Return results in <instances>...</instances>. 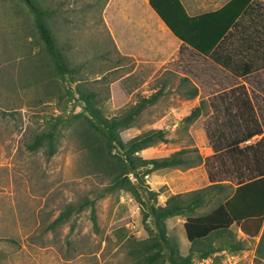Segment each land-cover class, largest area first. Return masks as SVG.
Here are the masks:
<instances>
[{
	"label": "rangeland",
	"instance_id": "374dc122",
	"mask_svg": "<svg viewBox=\"0 0 264 264\" xmlns=\"http://www.w3.org/2000/svg\"><path fill=\"white\" fill-rule=\"evenodd\" d=\"M45 1L61 2L68 9V24L60 32L57 27L56 34L71 64L83 63L81 74L88 88L99 92L106 115L149 95L157 82L167 78L161 96L122 131L123 139L149 128H165L168 140L145 148L142 156H164L180 147H192V154L203 156L211 152L205 131L210 110L184 124L183 117L199 103V96H185L191 83L181 86L180 81L187 71L180 59L175 61L176 46L143 0ZM7 2L0 0V264H129L116 230L124 227L137 238L147 233L138 203L128 191L121 189L95 201L96 226L90 207L51 226L68 203L93 196L108 178L90 169L80 142L68 131L50 157L43 147L28 148L46 114L60 113V106L70 114V109L78 112L82 106L73 101L67 107L55 99L38 101L36 87L27 84L32 81L29 62L12 43L15 21L6 16ZM211 91L212 84L201 85L200 97ZM206 172L200 163L187 169H157L144 179L159 190L163 203L168 194L207 185ZM182 223V216L168 219L169 232L186 253L189 241ZM257 241L258 237H248L241 251L224 250L217 257L196 258L194 264H264L255 261Z\"/></svg>",
	"mask_w": 264,
	"mask_h": 264
},
{
	"label": "trees",
	"instance_id": "16d2710c",
	"mask_svg": "<svg viewBox=\"0 0 264 264\" xmlns=\"http://www.w3.org/2000/svg\"><path fill=\"white\" fill-rule=\"evenodd\" d=\"M105 0H103L104 2ZM172 33L181 40V47H190L205 59L230 69L240 76L264 66L255 64L261 55L254 51L264 45V10L258 0H229L214 11L190 15L180 0H148ZM68 9L61 2L45 0H8L7 18L14 22L12 43L29 62L30 85L36 87L38 101L55 99L79 103L78 112L68 113L60 106V113H49L28 148H44L47 157L53 155L65 131L74 135L84 150L87 165L94 172L108 178V183L85 195L78 202H70L55 217L51 226L68 219L73 212L90 207L91 219L97 224L95 201L121 189L128 191L139 206L142 225L147 236L137 238L124 227L116 230L118 240L125 247L129 264H194L196 258L217 257L228 250L245 248L242 238L232 228L236 225L250 237L259 235L255 261L264 262V130L255 116L253 104L243 86L235 99L223 103L228 112H209L206 135L212 153L192 154V147H180L169 154L146 158L141 151L166 142L165 128H149L128 139L122 131L132 127L141 112L161 96L164 82L149 95L140 96L119 113L106 115L100 107L99 92L88 88L81 74L83 63L71 64L66 46L60 42L56 28L67 25ZM248 66L234 68L243 58ZM83 72V71H82ZM188 78L184 76L181 81ZM188 98L197 95L193 86L185 92ZM201 99L183 117L185 125L192 123L209 106L216 104ZM229 108H234L231 112ZM212 120V121H210ZM254 142H241L261 134ZM203 163L209 184L188 191L167 195L159 201V190L152 189L144 176L161 168L187 169ZM137 180L138 184L134 182ZM183 217V229L189 247L182 253L176 236L169 232L168 218Z\"/></svg>",
	"mask_w": 264,
	"mask_h": 264
},
{
	"label": "crops",
	"instance_id": "0c3cea01",
	"mask_svg": "<svg viewBox=\"0 0 264 264\" xmlns=\"http://www.w3.org/2000/svg\"><path fill=\"white\" fill-rule=\"evenodd\" d=\"M180 1L183 4L188 14L195 15V14H199L202 12L217 10L221 8L229 0H191V1L184 0L186 5L184 4L182 0ZM258 1L264 7V0H258ZM143 2L154 13L157 20L161 23V27L165 29L166 31H168L170 38H171L172 45L176 46L177 58L175 59V61L180 59V61H182L183 69L187 71L186 74L182 75L181 79L184 76L188 78V80L185 82L180 81V85L185 86V83H188L190 81L191 85L188 88H186V90L189 88H192L193 86H196L197 95L195 97L199 96V102L201 99H205L207 100V102H210L211 101L210 97H212V104H216L217 108L216 109L213 108V105H212V108L209 106L210 112L219 111V112H224V113L228 111L223 109V103H228L232 99H235L236 93H238V91H241V90H238V88L240 86H243L244 90L246 91L250 99V102L253 104L255 116L259 120H261L262 129L264 130V66H260L258 67V69H254L252 72L246 74L245 76H240L232 72L230 69L220 65L219 63H216L213 59L211 60V59L203 58L198 53L192 51L190 47L184 46L182 48L181 40L172 33V31L164 23V21L160 18V16L156 13V11L150 6L148 0H143ZM187 7L189 8L190 11H188ZM173 37H175L178 41L176 42ZM254 53L261 55L260 59H257V57L254 58L255 64H258L259 66L260 64L264 63V45L261 46V48H259L258 50L254 51ZM239 56L242 57L241 55ZM248 63H250L249 60L246 58H243L242 61H239L238 64L234 65V68H239V69L245 68L248 66ZM205 76L206 77L208 76V77L206 78ZM203 78H205V80L201 81L200 84H197L195 82V80H201ZM162 81L164 82V85L166 86L167 78H164L161 80L160 83L157 82L156 86H154L153 89L155 90L157 86H160ZM211 84H212V91L209 92L207 95L200 97L201 95L200 86L201 85L209 86ZM195 97H192V98H195ZM229 109L231 112L234 111V108L232 109L229 108ZM262 134L263 133L254 135L250 139L241 142V145L254 142L258 138H260ZM211 153H212V148L209 154ZM161 169L162 171H166L167 169H171V168H161ZM172 169H177V168H172ZM206 175H207V172H206ZM207 179H208V176H207ZM209 183L210 181L208 180L207 184ZM232 228L235 229L242 238H245V239L248 237L249 238H254V237L259 238V235H256L254 237L248 236L243 231H241L240 228L236 225H233ZM263 228H264V220H263L260 232L262 231Z\"/></svg>",
	"mask_w": 264,
	"mask_h": 264
},
{
	"label": "water",
	"instance_id": "95a60500",
	"mask_svg": "<svg viewBox=\"0 0 264 264\" xmlns=\"http://www.w3.org/2000/svg\"><path fill=\"white\" fill-rule=\"evenodd\" d=\"M134 182H135L136 184H138V182H137V180H136V179L134 180Z\"/></svg>",
	"mask_w": 264,
	"mask_h": 264
}]
</instances>
